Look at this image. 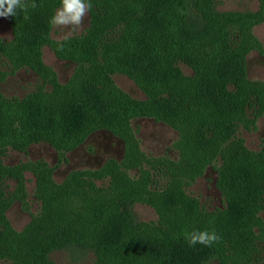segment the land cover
I'll return each mask as SVG.
<instances>
[{
    "label": "trees",
    "instance_id": "1",
    "mask_svg": "<svg viewBox=\"0 0 264 264\" xmlns=\"http://www.w3.org/2000/svg\"><path fill=\"white\" fill-rule=\"evenodd\" d=\"M213 1L123 0L126 4L117 20L124 27L120 37L135 41L133 47H127L112 58L109 51L120 47L121 43L100 46L99 36L108 27L102 25L104 20L112 18L113 2L91 1L92 29H98L100 34L89 40L88 34L79 44L88 59L76 56H70V59L79 64L88 63L86 72L96 70L98 76L85 79L78 96L64 99L55 117L43 113L41 103L45 100L42 96L57 94L63 84L54 72L39 69L32 58L41 54L43 45L49 42V19L53 8L49 12L28 10L29 18L23 19L15 32V40L32 52L22 55L21 66L29 65L50 82L52 89L40 92V96L29 97L25 106L31 130L26 136L22 130H17L16 134L25 140L18 141L13 137L6 142L5 148L12 146L25 150L34 141L54 142L51 136L40 131L46 121L48 128L55 125L56 129L73 137L71 145L59 148L60 158L65 159V151L80 144L96 128H107L120 136L124 131H130L136 140L131 120L154 117L172 124L180 132L178 172L169 169L177 186L173 192L153 193L149 191V180L144 181L141 177L138 180L143 185L137 187L132 182L135 180L121 170V163L113 160L117 177L122 176L128 183L111 198L110 193L95 189L92 180L84 182L78 172L57 183L53 178V167L44 160L8 165L2 159V148L0 259L8 258L14 264H53L48 259L51 249L77 246L93 248L96 264H207L212 260H218L220 264H251L249 258L255 253V240L261 237L255 228L264 234V220L260 215L264 211V147L252 151L242 140L231 144L228 141L234 136L238 123L245 119V108L250 102L255 101L260 112L264 111V82L248 78L247 55L255 49L248 44L252 28L245 30L243 22L233 13L215 10ZM191 5L196 11H185ZM176 25L175 35L172 29ZM181 63L189 66L192 73L186 75ZM116 72L135 80L147 98L136 99L118 89L111 74ZM6 104L0 102V127L7 121L3 112H10L2 107ZM3 134L4 130H0V136ZM208 165L217 166L219 188L226 206L214 210L202 206L201 211L199 201L183 189L182 179H194ZM26 170H31L36 177V195L43 212L30 222L29 227L18 231L6 216L11 202L9 182H16L14 195L25 190ZM95 191L104 197L105 205L101 217L95 214V222L100 227L95 238L89 241L68 218L54 215L50 206L55 204L52 209L58 207V213L65 211L72 219L73 214L85 209L75 210L81 203H88L90 212L93 211ZM143 195L144 202L164 209L158 210L162 216L163 213L168 216L165 228H150L134 216L132 204ZM193 229H215L222 240L211 248L201 244L190 247L183 231ZM262 239L264 242V237ZM41 240L48 242L42 246Z\"/></svg>",
    "mask_w": 264,
    "mask_h": 264
},
{
    "label": "rangeland",
    "instance_id": "2",
    "mask_svg": "<svg viewBox=\"0 0 264 264\" xmlns=\"http://www.w3.org/2000/svg\"><path fill=\"white\" fill-rule=\"evenodd\" d=\"M93 1V0H91ZM102 1V0H98ZM113 2L112 18L102 24L108 27L99 36L100 46L108 43H121L120 47H114L109 51L110 57L121 54L127 47H133L135 39H124L120 37L123 34V24H118L122 16V9L126 4L123 0H110ZM38 7L36 9L49 12L54 11L60 6V0H36ZM214 9L219 12L233 13L235 18L243 22V27L247 30L252 28V34L248 35V44L255 46L247 55L248 78L255 82H264V8L262 0H214ZM185 11H196L194 7L187 6ZM19 12V11H18ZM24 19V13L19 12L15 17H0V102L7 103L2 106L9 109L4 111L7 121L2 124L0 130H4L3 137L0 136V151L2 159L8 165H17L23 163H32L37 160L46 161L53 167V178L57 183H62L74 172L80 173L86 183L92 180L97 190L108 192L111 198L117 196L119 190L128 183L122 176L116 175L115 161L121 163L123 170L128 178L133 179L138 185H143L138 179L149 180V191L153 193L173 192L177 182L171 176L169 169L178 172L176 167L180 158L177 143L180 138V132L172 124L160 121L154 117H138L131 120L132 128L136 131L133 138L130 131H124V137L117 135L107 128H96L80 144L65 151V159H61L59 148L71 145L73 137L67 136L61 130L56 129L54 125L47 127V122L41 132L51 136L52 141L40 140L32 142L25 150L8 146L6 142L13 137L18 141H23L22 136L16 134L17 130H22L26 136L31 130L28 124V108L25 106L29 97L37 96L40 92L52 89L50 82L45 81L29 65L23 64V54H32L31 51L24 49L21 43L15 40V32L19 23ZM91 11L84 21V27L73 33L70 40H63V33L67 29L61 30L51 26L49 31L48 43H45L41 49V54L33 55V60L37 62L39 69L46 72H54L56 78L63 84L57 94L43 95L45 102L41 103L43 113L55 115L64 99L69 96H78L81 93L82 83L87 78L98 76L96 70L86 72L89 64H79L70 59V56L84 57L88 59V54L84 52L79 44L82 39L89 34L88 40L100 34L98 29H92ZM116 23V26L113 24ZM112 26V27H111ZM235 29V28H234ZM173 34H177V25L173 26ZM236 30V29H235ZM237 37V36H236ZM232 40H234L232 38ZM58 41L64 44L63 49L58 47ZM239 42V41H238ZM179 40H177V44ZM179 48V47H176ZM101 55L98 51V57ZM101 58V57H100ZM104 62V58H101ZM20 65V67H16ZM183 72L192 73V69L181 63ZM117 88L131 95L136 99H146L147 95L136 83L135 80L122 72L111 73ZM70 85V86H68ZM114 91L112 90V93ZM40 95H42L40 93ZM39 95V96H40ZM38 96V97H39ZM40 98V97H39ZM38 98V99H39ZM37 102V100H36ZM258 103L252 101L245 108V119L238 123L234 136L230 138L228 144L242 140L243 144L252 151H260L264 147V111L259 110ZM94 118V117H93ZM59 125V124H58ZM57 125V126H58ZM90 126L92 123L89 124ZM125 130V129H124ZM4 138H6L4 140ZM66 148V147H65ZM219 162V161H218ZM137 163L143 164L141 167ZM217 164V163H216ZM219 164V163H218ZM198 165H201L198 164ZM197 166V165H196ZM195 166H193V169ZM203 171V172H202ZM194 179L187 177L182 179L183 189L186 193L199 201V207L207 210L225 208L224 196L219 188V172L217 166L208 165ZM125 175L124 173H122ZM126 176V175H125ZM149 179H148V177ZM25 190H21L14 195L16 182L10 180L9 192L11 202L6 209V216L15 230H22L30 226V222L39 217L42 210V203L36 195V177L31 170L25 171ZM130 185V184H129ZM113 187V188H112ZM136 187V188H137ZM116 188V189H114ZM133 189V188H132ZM134 190H136L134 188ZM23 192V193H22ZM96 192V191H95ZM94 193V192H93ZM92 193V194H93ZM97 193V192H96ZM92 202L93 211L90 212L88 203L78 205L75 210L83 209L79 214H73L72 219L62 210L58 213V207L52 209L55 204L50 206V211L54 215H61L72 221L74 228L81 229L85 233L87 240L95 238V233L99 228V223L95 222V214L100 215L105 205L103 196L95 195ZM138 197L132 204V212L139 220L149 225L150 228H165L167 221L166 213H160L162 207H154L144 202ZM159 209V210H158ZM264 220V211L260 213ZM51 227V225H50ZM258 236L255 240V253L250 257L251 264H264V234L255 228ZM48 241L41 240V245ZM48 259L53 264H96L95 251L91 247L70 246L61 249H51L48 253ZM0 264H14L8 258L0 259ZM207 264H220L218 260H212Z\"/></svg>",
    "mask_w": 264,
    "mask_h": 264
},
{
    "label": "clouds",
    "instance_id": "3",
    "mask_svg": "<svg viewBox=\"0 0 264 264\" xmlns=\"http://www.w3.org/2000/svg\"><path fill=\"white\" fill-rule=\"evenodd\" d=\"M37 7L35 0H0V17H15L19 11L24 13V19H28V10H34ZM92 8L91 0H60V6L50 17L49 24L56 29H67L63 33V40H70L73 33L84 27V21ZM0 39H3V37H0ZM58 47L63 49L64 44L58 41ZM183 235L190 247L201 244L211 248L222 240L215 229L184 230Z\"/></svg>",
    "mask_w": 264,
    "mask_h": 264
}]
</instances>
